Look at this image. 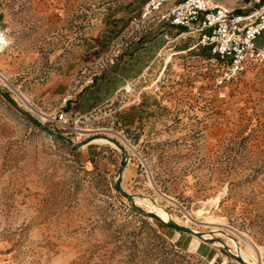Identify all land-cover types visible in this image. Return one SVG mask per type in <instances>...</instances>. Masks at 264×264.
I'll return each mask as SVG.
<instances>
[{
	"label": "rangeland",
	"instance_id": "1",
	"mask_svg": "<svg viewBox=\"0 0 264 264\" xmlns=\"http://www.w3.org/2000/svg\"><path fill=\"white\" fill-rule=\"evenodd\" d=\"M142 1L0 0V264H264V65L219 87Z\"/></svg>",
	"mask_w": 264,
	"mask_h": 264
},
{
	"label": "built area",
	"instance_id": "2",
	"mask_svg": "<svg viewBox=\"0 0 264 264\" xmlns=\"http://www.w3.org/2000/svg\"><path fill=\"white\" fill-rule=\"evenodd\" d=\"M255 2L249 11L237 12L217 0H144L132 22L176 28L177 36L166 28L162 30L166 43L183 34L195 37L198 46L222 62L217 85L223 87L249 66L264 65V48L257 44L264 32V0ZM53 119L66 125L62 113Z\"/></svg>",
	"mask_w": 264,
	"mask_h": 264
},
{
	"label": "crops",
	"instance_id": "3",
	"mask_svg": "<svg viewBox=\"0 0 264 264\" xmlns=\"http://www.w3.org/2000/svg\"><path fill=\"white\" fill-rule=\"evenodd\" d=\"M217 1L221 4L229 5L233 8H235L237 12H243L245 10L249 11L254 6H256L255 0H249L248 3L245 5L236 3V0H217ZM167 30L170 31L171 33H176V28H174V27L169 26V28ZM257 44L260 47L264 48V32L257 39ZM130 62H131V60H128V63H125L123 65V67H121V69H116V67H115L112 71H109L107 73L109 75L108 77L111 78V82L112 81L114 82V80L116 79L115 81L120 83V79H122L121 84H123L126 81V79H128L132 75V69L134 66L131 67L132 63L130 64ZM107 74H106V76H107ZM128 86L129 85H127V87Z\"/></svg>",
	"mask_w": 264,
	"mask_h": 264
},
{
	"label": "water",
	"instance_id": "4",
	"mask_svg": "<svg viewBox=\"0 0 264 264\" xmlns=\"http://www.w3.org/2000/svg\"><path fill=\"white\" fill-rule=\"evenodd\" d=\"M2 92V94L7 98V99H9L16 107H18L20 110H22V111H24L7 93H5L4 91H1ZM25 112V111H24ZM44 128V127H43ZM45 129V128H44ZM46 130V129H45ZM47 131V133H49L50 135H53L54 137H58V138H65V137H63V136H61V135H58V134H55L54 132H52V131H50V130H46ZM124 167H125V163H122V165L120 166V168H119V174H121L122 173V171H123V169H124ZM117 189L121 192V193H123V195L124 196H126L127 198H129V199H131V195L130 194H128V193H126L123 189H122V187H121V185H120V183H117ZM149 214H150V216H152V217H155L156 219H158L159 221H161V222H163V223H166L169 227H171V228H173V229H176V230H178V231H181V232H185V233H189V234H192V235H196V236H198V237H200V238H203L200 234H199V232L197 233L196 231H194L193 229H191L190 227H188V226H185V225H182V224H179V223H177V222H175V221H163L157 214H155V213H153V212H148ZM223 245H224V247L227 249V252L232 256V257H234L240 264H257V263H250V262H246V261H244L241 257H239L238 255H235V254H233L232 252H230L229 251V249H228V247H227V245L224 243V241H220Z\"/></svg>",
	"mask_w": 264,
	"mask_h": 264
},
{
	"label": "bare ground",
	"instance_id": "5",
	"mask_svg": "<svg viewBox=\"0 0 264 264\" xmlns=\"http://www.w3.org/2000/svg\"><path fill=\"white\" fill-rule=\"evenodd\" d=\"M101 141V140H100ZM107 142V141H106ZM105 142V143H106ZM99 143V142H98ZM142 203V202H141ZM144 204V203H143ZM216 205V204H215ZM157 211V210H156ZM152 212V211H151ZM163 221H168L164 216L160 215L158 212L156 213ZM198 233V232H197ZM196 236V235H195ZM199 243V240L197 238L194 239V242H193V247L196 248L197 245ZM262 249L261 248H257V247H251L247 253L245 252V256L247 259H251V258H254V259H260L262 258L264 255L262 253ZM258 262V261H257ZM261 264V263H260Z\"/></svg>",
	"mask_w": 264,
	"mask_h": 264
}]
</instances>
